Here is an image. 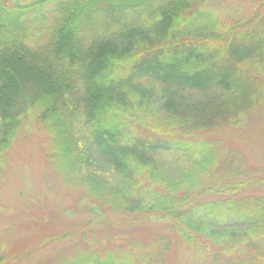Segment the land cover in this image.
Listing matches in <instances>:
<instances>
[{"label": "trees", "instance_id": "obj_1", "mask_svg": "<svg viewBox=\"0 0 264 264\" xmlns=\"http://www.w3.org/2000/svg\"><path fill=\"white\" fill-rule=\"evenodd\" d=\"M226 1L0 0V175L40 131L88 212L169 223L145 243L130 224L104 249L89 222L57 221L43 246L79 234L87 249L54 264H177L172 240L180 264H264V195L238 196L252 180L218 137L264 107V3L211 9Z\"/></svg>", "mask_w": 264, "mask_h": 264}, {"label": "rangeland", "instance_id": "obj_2", "mask_svg": "<svg viewBox=\"0 0 264 264\" xmlns=\"http://www.w3.org/2000/svg\"><path fill=\"white\" fill-rule=\"evenodd\" d=\"M261 3L264 0H228L212 3L211 9L218 15L248 16ZM137 25L143 27L144 23ZM218 137L231 154L240 153L241 167L252 180L238 196L264 195V107L239 129L224 131ZM45 142L40 131L29 132L25 137L19 136L7 152V166L0 175V256H5V260L11 264H54L60 258L86 250V239L91 245L110 247L113 235L130 224L138 227L134 238L142 243L157 236H171L166 227L169 223L151 216L88 212L79 194L61 188L51 173L45 159ZM87 203L90 204L88 200ZM57 221L59 224L87 221L94 227L95 236L87 235L81 240L76 234L43 246L42 232L45 227L54 228ZM172 241L169 253L176 263L192 262L185 245Z\"/></svg>", "mask_w": 264, "mask_h": 264}]
</instances>
